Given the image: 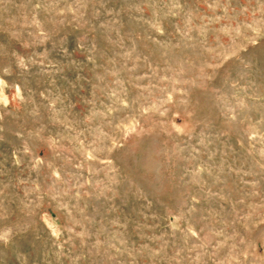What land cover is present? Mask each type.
<instances>
[{
  "label": "rangeland",
  "instance_id": "obj_1",
  "mask_svg": "<svg viewBox=\"0 0 264 264\" xmlns=\"http://www.w3.org/2000/svg\"><path fill=\"white\" fill-rule=\"evenodd\" d=\"M0 264H264V0H0Z\"/></svg>",
  "mask_w": 264,
  "mask_h": 264
}]
</instances>
